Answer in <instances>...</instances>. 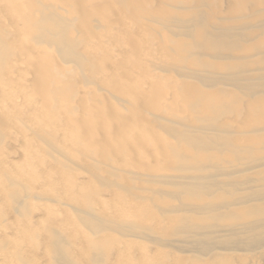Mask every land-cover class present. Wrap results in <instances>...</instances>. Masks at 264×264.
Listing matches in <instances>:
<instances>
[{"label":"bare ground","instance_id":"6f19581e","mask_svg":"<svg viewBox=\"0 0 264 264\" xmlns=\"http://www.w3.org/2000/svg\"><path fill=\"white\" fill-rule=\"evenodd\" d=\"M251 65L264 0H0V264H264V195L218 181L264 182Z\"/></svg>","mask_w":264,"mask_h":264},{"label":"rangeland","instance_id":"374dc122","mask_svg":"<svg viewBox=\"0 0 264 264\" xmlns=\"http://www.w3.org/2000/svg\"><path fill=\"white\" fill-rule=\"evenodd\" d=\"M250 68H252V69H255V75H252V76H249L250 78L246 81V85L247 84H250V83H257L259 80H262V81H264V67L263 66H258V65H251V66H249L248 68H246V69H244L243 71H247L248 69H250ZM243 71H241V72H235V71H230V72H222V74L221 75H219L220 76V78L221 77H226V76H228V75H237V74H240V75H242V76H244V77H247V72H245V73H243ZM28 78H30V76H27ZM262 86V85H261ZM261 86H259L258 87V90L260 91L262 88H261ZM16 98V97H15ZM20 98H18V100H19ZM178 114H180V113H178ZM261 156H264V149L262 150V154H261ZM241 161H246V160H248L249 158H247V156H241L240 158H239ZM16 160H20V159H15V161ZM241 161H234V162H226L225 164H224V166H226V167H228V166H230V168H226V170H229V169H231V168H234L235 166H241ZM16 162H18V161H16ZM41 163H42V160L41 161H39V167H41V168H43L44 166H43V163H44V161H43V163H42V165H41ZM189 169H195V167H192V168H189ZM134 170H136V169H134ZM211 170V169H210ZM209 170V171H210ZM208 171V172H209ZM191 172V174H196L197 172L196 171H194V172H192V171H190ZM251 172V171H250ZM163 173H166V174H169V175H173V174H176L174 171H171V170H168V171H163ZM141 176H143V175H141ZM111 178H115L114 176L113 177H111ZM230 179H235L237 182H238V185H237V187H236V189H239V191L238 192H236V193H234V194H237V193H240L239 195H242V194H244L245 192H246V194L247 193H250V192H258V193H260V194H262V195H264V182L262 183V185L261 186H257V187H255V182L251 179V176H247V175H236L235 177H233V178H229V177H227V178H225L224 176H218V181L219 182H224L225 180L226 181H229ZM39 180L40 179H37V182H35V183H38L39 182ZM26 182V181H25ZM21 183V182H20ZM29 183V182H28ZM130 184H134V182H129ZM135 184L137 185L138 184V182H135ZM242 184H244V185H242ZM97 186L99 187L100 185H98L97 184ZM169 186V185H168ZM19 190H21V193H20V195H19V198L22 196V195H24V193H25V189H24V187L22 186H19ZM1 196H3V197H1ZM47 202V201H46ZM38 203H40L41 204V202H38V201H35L33 204V206L34 207H36L37 205H39ZM48 203V204H47ZM46 203V205H48V206H52V207H54V205H53V203H52V201H48ZM51 203V204H50ZM205 203V202H204ZM168 204L169 205H172V206H177L178 204H179V200L178 199H173V198H171V199H168ZM57 205V203H55V207H58V206H56ZM63 206V205H62ZM33 207V208H34ZM66 207H69L70 208V206H68L67 204H66ZM65 207V208H66ZM32 208V209H33ZM61 208H63V207H61ZM7 209H9V205H8V202H7V200L5 199V195L3 194V193H1L0 192V214L3 212V210H7ZM35 212V211H34ZM14 215H13V217L14 218H16L17 219V221H18V219H21L22 218V216H19V214H15V213H13ZM13 217H11V218H13ZM9 219V220H6L7 221V225H11V224H14V223H19V221L18 222H16V220L15 219ZM4 219V217L2 218V220ZM2 220H0V234L1 233H3V232H5V229H3L4 227H3V221ZM10 223H9V222ZM13 221H15L14 223H13ZM4 223H5V221H4ZM115 225V224H114ZM114 225H112V226H114ZM58 226V225H57ZM99 226H101V225H99ZM100 228V227H99ZM81 229H83L84 231H86V232H89V229H88V227H84V226H82L81 227ZM98 230H101V229H96V230H93V231H98ZM262 232V231H261ZM42 233V232H41ZM40 232L39 233H35L34 234V238L33 239H25L24 240V242H23V240H21L22 238H20V237H18L17 236V239L19 240V241H17V245H21L22 247V249H20L19 250V257H16L17 255H18V253H17V249H15V247L13 246V247H10V251L11 252H13V251H15V252H13V257H12V255H10V257L8 258V260H7V263L8 264H13V262H14V264L16 263V264H33V263H35V264H37L38 262H39V264H42V263H44V264H47L46 263V261H47V256L44 254V252H43V250L42 249H40V248H37V247H35V248H37L36 249V251L34 252L33 250L35 249V248H33L34 247V245H33V243H35L36 244V246H37V244H40V243H42L43 242V240L41 239V234ZM55 233L63 240V242L64 243H68L69 242V238H68V235H67V233H66V231L64 230V229H62L61 227H55ZM90 233V232H89ZM115 234V236H117V237H120V234L119 233H114ZM260 234V233H259ZM263 234V237H257V241H259L260 240V238H261V241L260 242H263L264 241V232L262 233ZM249 233H246L245 234V236L246 237H249ZM32 240V241H31ZM235 240L236 241H238V242H242V241H245V240H242L241 238H239V237H236L235 238ZM23 242V243H21V244H19L20 242ZM19 242V243H18ZM150 242V241H149ZM145 243H147L149 246H152L150 243H148V242H146L145 241ZM152 243V242H151ZM15 244V245H16ZM180 245H183V246H187V248L188 249H193L192 247H190V242H186V243H180ZM236 246H238V245H234L233 247H236ZM42 247V246H41ZM33 248V252L31 251V249ZM15 249V250H14ZM40 251L42 252V253H40ZM109 250L108 249H103V252H104V254H102V253H100V252H96L95 253V256L98 258V259H100V258H103L104 257V255H105V257H106V259H107V253L106 252H108ZM37 252H38V254H39V256L37 257V256H35V255H38L37 254ZM229 252H232L233 254H247L248 252H245V251H241V250H236V251H229ZM14 253H16L17 255H14ZM22 253V254H21ZM29 253V254H28ZM33 254V253H35V257L33 256V255H31V254ZM252 253V252H251ZM252 254H256V252L255 253H252ZM22 255V256H21ZM24 255H25V258H24ZM43 255H45V256H43ZM27 256H28V258H27ZM20 257H22L21 259H20ZM44 257V258H43ZM29 259V260H27V259ZM40 260H39V259ZM35 259H36V261H35ZM44 259L46 260V261H44ZM14 260V261H13ZM18 260V261H17ZM25 260H27V262L25 261ZM31 260H32V262H31ZM23 261H25V262H23ZM256 261H258V260H256ZM31 262V263H30ZM260 262H264V261H260ZM6 262H5V264H7Z\"/></svg>","mask_w":264,"mask_h":264}]
</instances>
